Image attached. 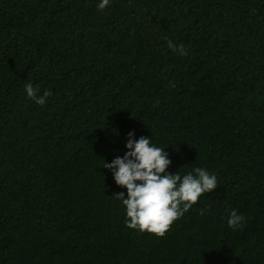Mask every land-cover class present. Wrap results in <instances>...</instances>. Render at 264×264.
I'll return each mask as SVG.
<instances>
[{
    "label": "trees",
    "instance_id": "16d2710c",
    "mask_svg": "<svg viewBox=\"0 0 264 264\" xmlns=\"http://www.w3.org/2000/svg\"><path fill=\"white\" fill-rule=\"evenodd\" d=\"M99 3L0 0V264H264V0ZM129 132L217 177L162 238L103 167Z\"/></svg>",
    "mask_w": 264,
    "mask_h": 264
},
{
    "label": "clouds",
    "instance_id": "9594fccd",
    "mask_svg": "<svg viewBox=\"0 0 264 264\" xmlns=\"http://www.w3.org/2000/svg\"><path fill=\"white\" fill-rule=\"evenodd\" d=\"M109 3L110 0H100L98 9L103 10ZM167 43L169 49L181 56L187 54L183 45H176L171 40ZM25 92L28 98L41 106L52 95L47 90L38 95L39 87H33L31 83L25 85ZM132 136L133 133L129 132L125 145L128 151L111 163L104 162L103 167L112 171L117 186L127 190V198L124 192L114 194L125 207L126 226L162 238L202 195L217 188V177L201 167L183 176L178 171L171 174L168 172L171 161L163 148L153 145L149 137L132 139ZM204 211L201 210L200 214L203 215ZM227 224L233 229L240 228L244 217L232 209Z\"/></svg>",
    "mask_w": 264,
    "mask_h": 264
}]
</instances>
